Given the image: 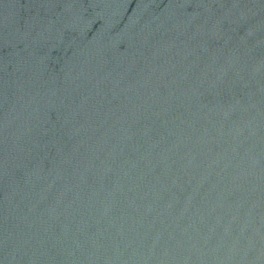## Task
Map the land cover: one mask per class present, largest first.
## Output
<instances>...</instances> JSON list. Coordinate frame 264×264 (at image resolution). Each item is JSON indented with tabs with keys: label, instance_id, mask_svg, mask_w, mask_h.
Masks as SVG:
<instances>
[{
	"label": "water",
	"instance_id": "obj_1",
	"mask_svg": "<svg viewBox=\"0 0 264 264\" xmlns=\"http://www.w3.org/2000/svg\"><path fill=\"white\" fill-rule=\"evenodd\" d=\"M0 264H264V0H0Z\"/></svg>",
	"mask_w": 264,
	"mask_h": 264
}]
</instances>
